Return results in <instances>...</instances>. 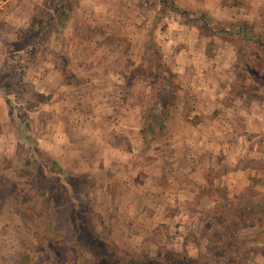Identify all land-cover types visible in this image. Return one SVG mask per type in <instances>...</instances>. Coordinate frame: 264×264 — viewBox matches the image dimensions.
<instances>
[{"label": "rangeland", "instance_id": "obj_1", "mask_svg": "<svg viewBox=\"0 0 264 264\" xmlns=\"http://www.w3.org/2000/svg\"><path fill=\"white\" fill-rule=\"evenodd\" d=\"M212 1L30 0L19 14L10 12L9 27L0 19L7 60L0 72V264H117L113 254L108 260L110 246L133 264H264V157L253 156L255 149L264 153V119L242 120V113L264 114V0H222L218 16L210 14ZM67 34L95 44L76 49L82 58L102 57L103 44L111 43L113 58L92 61L87 78L101 92L102 68L119 75L111 106L90 86L76 89L81 60L51 49L67 45ZM166 54L182 62L194 57L208 74L205 86L223 94L226 110H210V117L238 116L229 150L221 143L201 185L185 174L142 170L156 156L161 166L192 167L210 153L159 128L179 107L190 123L201 122L192 115L188 81ZM48 65L70 83L68 116L47 103L54 94H43L51 99L40 105L38 72ZM47 82L60 86L62 77ZM120 123L133 134L117 130ZM115 147L134 154L127 171L108 153ZM168 155L174 161L162 159ZM240 168L250 186L231 188L224 177Z\"/></svg>", "mask_w": 264, "mask_h": 264}, {"label": "crops", "instance_id": "obj_2", "mask_svg": "<svg viewBox=\"0 0 264 264\" xmlns=\"http://www.w3.org/2000/svg\"><path fill=\"white\" fill-rule=\"evenodd\" d=\"M28 2H30V0L11 3L3 13H0V19L3 21V18H4L3 22H6V26H8L10 22L8 18L10 19L11 16H15L16 14H19L21 9L27 8ZM213 2L214 1H212V3ZM221 2L222 0H215L213 8L210 11V14H212L213 16H218L222 13V9L220 7ZM248 2L252 5L250 1ZM105 10H109L108 6H105ZM136 10L137 8L134 9V12ZM10 12H13L11 16L9 15ZM108 12H113V11L110 10ZM31 16H33V10H32V14L29 17H26L25 19L20 20V25H18L19 28L24 27L26 24L24 22L28 21L29 18H31ZM118 19H120V17L117 16L116 20ZM73 20L74 19H71V21ZM89 20L90 18L87 19L88 23L90 22ZM91 28H95L96 31L98 30V28L95 25H92ZM2 36L3 34L0 35V47H2V45L5 43L1 41ZM94 45L95 44L92 42V40L89 39V37L85 38L82 36V37L70 38V35H69L67 37V45L65 46L64 45H54L51 48L57 53H62L64 55L69 56L72 62L73 61L78 62V60H81L82 66L78 67L76 65L74 69L75 76L73 77V79L74 81H76L75 87L77 90H79L80 87L90 86L89 90H92V89L93 91L96 90L95 93H97L99 88L94 85L93 81H88L87 79L90 76V73H89L90 68H91L90 64L92 61L96 62L100 58L102 59V61H105L107 60V58L111 59L114 56V53H113L114 49L112 50L111 43L110 45L103 44L101 48L102 50L100 53L102 57H99L98 54H91L90 57L86 56L82 58L78 56V54H74L77 48H80V47L82 48L83 46H94ZM164 57H165L164 59L165 62H170V64L172 65V69L174 73L183 77L185 81H188L187 84H188V87L190 88L188 89V93H190V96H192L191 97L192 99L191 98L190 99H191V102H194V105H195L194 106L195 110L192 112V115L199 116L201 119L200 123L193 125L192 123H190L188 120L185 119L183 115V111H184L183 107H179V109L174 110L172 116L170 117L168 124L166 126V129H165V132H168V135L174 136L175 138H177L175 140H178L180 143H183L184 146L191 147V146L197 145L196 147L197 150L199 149L198 147L200 146V148L202 149L201 150L202 152H207L205 150L209 149L210 153H208V158H207L208 160H204V162L195 161L193 162L194 165L192 167L190 166L183 167L180 165H174V162H169V161H167L168 163L166 164V166H161V163H160L161 159L156 156V158L155 157L152 158V163L150 164V166L148 167L145 166L142 170L147 175H150L151 172L155 170V172L159 171L160 174H166V176L168 177L175 175V174H185L190 178V181L191 180H193V182L196 181L197 184L201 185L207 182L206 179L204 178L206 176L204 175H206L207 171L210 169V167H212L211 164L218 159V154H219L218 150H220L221 143L223 145V147H221V149H223V152H226L227 150H229L230 139L235 138V136L231 134H234V133L236 134V130H238L237 128L238 126L234 124L235 118L238 116L231 114V112L228 113L226 111L227 113L225 114L223 113L219 114V117H222V119L221 118L215 119L214 117H210V113H211L210 110H215L220 107H223L226 110V106L224 104H221L222 102L220 100L222 98H219L220 95H223V94H219L220 93L219 91L216 92L217 89L215 90L216 93H214L212 89L209 90V88L205 86L206 85L205 80L208 77L207 76L208 74L207 72H205V69L201 67L200 68L195 67L197 66L195 62H198V61H196L194 57L188 56L186 62L180 61L179 58L176 60L171 55H167V54ZM5 61H6V57H2L1 49H0V72L2 71L4 67ZM83 63H85V66ZM175 63L179 64V66L176 65ZM47 67L50 69L47 70V68L45 69L44 67H42L41 68L42 70L38 72V84H39L38 92L41 94H47V95L54 94L52 99L47 103H51L53 104V107L55 106V108H57L56 113H60L62 114V116L65 113L68 116V114H70V111H69L70 110V100H69V97L67 96V93L70 90V83L68 84V81L66 79L67 78L66 74L62 71H59V68H57L56 65H53V66L48 65ZM102 69H103L102 82L106 81L108 82V84L104 82L105 83L104 88H101V92H99L100 91L99 89L98 92L100 94V98L102 99L103 104L109 107L114 103L112 99V94H114V91L112 88V81L113 80L117 81L118 79V82H119V77H118L119 75L115 71H110L107 68L106 69L102 68ZM105 70L106 72H104ZM53 75L54 77H57V76L62 77V84L60 86L53 87L49 85V83L47 82V77L53 76ZM204 78L205 80H203ZM191 79H194V80H191ZM119 83H121V81ZM80 92L82 93L84 91L80 90L76 92L75 94L77 95L79 102H85L86 96L85 94L80 95ZM182 100H183V104H185V108L189 110L188 100H187V103L184 101V98ZM58 101H62V103L59 104ZM40 105H43V104H40ZM139 108L142 109L141 106L134 105L133 107V109H135L136 111L140 110ZM226 114H229V115L227 116ZM263 115L261 114V112H258L256 115H253V116L250 113H242V116L245 117V118H242V120L248 123L251 122L252 120H255V118H258L259 120H263L264 119ZM55 126H53V128ZM124 128L125 126H123V124L120 123L116 129L127 133L129 136L133 134L132 131H129L128 129L126 130ZM191 128L193 129L192 134L190 133L186 134V132L190 130ZM252 128H253L252 126L250 127V125H248L247 132H252L251 130ZM219 134H221L222 136H219ZM52 135H54V132L52 133ZM134 135H136V133ZM170 140L172 139L170 138ZM69 141L70 140L67 139L68 143ZM105 143L107 145L114 146L113 143L108 140H106ZM256 151L257 150L255 149V152H253V156H258L259 158L262 156L264 157L263 152L258 153V151L257 152ZM111 152H114L113 156L115 158L121 159L120 162L124 165L122 166L123 167L122 170L127 171L125 164H129L128 162L130 160L129 158H131V156H134V154L126 152L123 149L116 148V147L115 149H113L112 151H109L108 153L111 154ZM178 156L179 158L182 157L186 161H188L192 158L191 156H194V155L190 154L186 156L185 154H179ZM170 158L174 161V156L172 157L171 155ZM170 158L168 155V158L163 157L162 159L171 160ZM112 165H113L112 160L111 158H109L108 162L105 163V166L109 169L112 167ZM246 174H248V170L244 168L243 169L240 168L236 172H231L230 174H228V176L224 177V180H227L231 188H234V187L245 188V187L250 186V181L246 179V176H248ZM131 183H134V180Z\"/></svg>", "mask_w": 264, "mask_h": 264}, {"label": "trees", "instance_id": "obj_3", "mask_svg": "<svg viewBox=\"0 0 264 264\" xmlns=\"http://www.w3.org/2000/svg\"><path fill=\"white\" fill-rule=\"evenodd\" d=\"M7 61V60H6ZM6 63V62H5ZM4 68V67H3ZM3 70V69H2ZM38 95H40L41 96V98H43V100H42V102H40V104L41 103H45V102H47V101H49L50 99H51V97L50 96H44L43 94H41V93H38ZM174 109H173V107L172 106H170V107H168L167 109H166V111H167V113H166V117H170L171 116V112L173 111ZM160 130L161 131H163V130H165L166 129V125H160ZM144 140H145V138H144ZM92 236H94L95 238H99L98 236H97V233L95 232V231H93L92 233ZM100 241V240H99ZM110 245V244H109ZM108 250H109V252H110V255H111V257L108 259V260H110L113 256H112V254L114 255V257H113V260L118 264H133V262H135V260L136 259H134V258H130V259H126V258H123L122 257V255H120L121 253L119 252H117V247L116 246H110L109 248H108ZM186 259H187V257H186ZM178 261V260H177Z\"/></svg>", "mask_w": 264, "mask_h": 264}, {"label": "built area", "instance_id": "obj_4", "mask_svg": "<svg viewBox=\"0 0 264 264\" xmlns=\"http://www.w3.org/2000/svg\"><path fill=\"white\" fill-rule=\"evenodd\" d=\"M26 0H0V13L4 12L13 2H23Z\"/></svg>", "mask_w": 264, "mask_h": 264}]
</instances>
